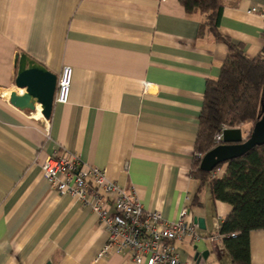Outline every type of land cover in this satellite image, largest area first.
Here are the masks:
<instances>
[{"label":"crops","instance_id":"1","mask_svg":"<svg viewBox=\"0 0 264 264\" xmlns=\"http://www.w3.org/2000/svg\"><path fill=\"white\" fill-rule=\"evenodd\" d=\"M221 4L219 34L257 57L264 20L248 11L264 10V0ZM202 21L178 0H0V264H134L128 252L102 255L108 237L97 216L42 177L46 158L64 152L104 170L165 220L183 209L192 222L202 218L200 241L175 243L183 262L232 264L222 238L210 240L231 207L206 187L193 204L206 82L227 56ZM21 55L57 79L72 69L68 103L53 102L49 119L39 105L21 111L9 102L23 94L14 84ZM239 128L245 138L252 125ZM249 250L251 264H264V230L250 232Z\"/></svg>","mask_w":264,"mask_h":264},{"label":"trees","instance_id":"2","mask_svg":"<svg viewBox=\"0 0 264 264\" xmlns=\"http://www.w3.org/2000/svg\"><path fill=\"white\" fill-rule=\"evenodd\" d=\"M178 2L187 14L199 13L203 18L201 31L227 47L219 77L206 82L191 171L199 182L193 204H198V194L206 187L213 202L231 207L218 234L232 264H251L249 234L264 230V145L210 173L200 171L199 164L202 156L215 147L214 136L222 126L235 129L247 123L253 127L258 122L264 105V49L257 57L249 58L242 44L219 34L221 0ZM220 169L223 174L213 177Z\"/></svg>","mask_w":264,"mask_h":264},{"label":"built area","instance_id":"3","mask_svg":"<svg viewBox=\"0 0 264 264\" xmlns=\"http://www.w3.org/2000/svg\"><path fill=\"white\" fill-rule=\"evenodd\" d=\"M248 13L264 20V10L252 7ZM71 79L72 69L64 66L57 79L54 103H68ZM147 87L146 84L145 90ZM226 129L222 126L215 134V147ZM40 170L53 193L71 196L97 216L108 237L102 255L128 252L134 264H189L181 260L175 247L176 242L201 239L197 225L189 219V210L183 209L176 220H165L159 212L145 210L134 194L109 180L104 170L85 164L68 152L47 157ZM217 226L210 238L213 242L221 238L220 225Z\"/></svg>","mask_w":264,"mask_h":264},{"label":"water","instance_id":"4","mask_svg":"<svg viewBox=\"0 0 264 264\" xmlns=\"http://www.w3.org/2000/svg\"><path fill=\"white\" fill-rule=\"evenodd\" d=\"M14 84L16 88L23 90V94L20 96L11 94L10 104L21 111H33L35 105H39L42 116L49 119L53 108L57 77L28 56L21 55L17 60ZM261 113L258 122L245 138L242 137L241 128L224 130L220 144L202 156L199 170L210 173L217 166L241 157L256 146L264 145V105H262ZM193 223L204 230L202 218L194 217ZM197 258L198 254L195 255V259Z\"/></svg>","mask_w":264,"mask_h":264},{"label":"rangeland","instance_id":"5","mask_svg":"<svg viewBox=\"0 0 264 264\" xmlns=\"http://www.w3.org/2000/svg\"><path fill=\"white\" fill-rule=\"evenodd\" d=\"M203 189H204V188H203ZM204 192H206V193H207V196L209 197V195H208V189L205 188L204 191H203V193H204ZM208 197H207V198H208ZM208 201H209V199H208Z\"/></svg>","mask_w":264,"mask_h":264}]
</instances>
